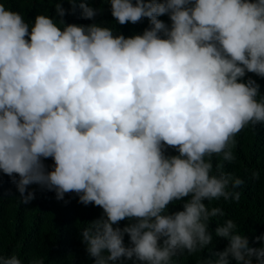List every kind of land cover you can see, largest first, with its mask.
<instances>
[{
	"label": "clouds",
	"instance_id": "9594fccd",
	"mask_svg": "<svg viewBox=\"0 0 264 264\" xmlns=\"http://www.w3.org/2000/svg\"><path fill=\"white\" fill-rule=\"evenodd\" d=\"M28 2L59 19L29 23L0 2V179L20 204L38 185L102 209L80 229L94 264H175L212 245L210 221L225 213L209 202H239L244 184L222 162L236 160L238 133L264 125V94L245 79H264V0H100L118 25L148 21L127 37L65 22V2L100 15L89 0ZM214 235L226 246L197 264H264V235L251 246L232 219ZM0 264L45 259L0 251Z\"/></svg>",
	"mask_w": 264,
	"mask_h": 264
},
{
	"label": "trees",
	"instance_id": "16d2710c",
	"mask_svg": "<svg viewBox=\"0 0 264 264\" xmlns=\"http://www.w3.org/2000/svg\"><path fill=\"white\" fill-rule=\"evenodd\" d=\"M6 6L20 12L29 23L34 21L37 14L59 19L56 17L54 4L8 0ZM88 6L102 9L101 14L94 20L84 19L79 2L74 13L70 12V5L65 2L61 4L65 9L63 19L66 23L78 25L103 23V26H109L126 37L141 34L148 27L146 19L135 25H118L111 17L109 5L100 3V0H89ZM159 19L169 23L166 16ZM249 77L260 85V92L264 94V79L251 73L247 74L245 79ZM235 139L236 146L233 151L236 160L229 164L214 157L213 162L224 163L226 172L233 173L244 181L243 186L237 189L241 193V198L239 202H225L222 198L209 202L210 207L219 206L225 213L223 217H215L210 221L212 245L198 254L189 256L185 253L174 258L175 264H197V260L207 258L210 251H222L227 241L215 237L214 229L227 219H232L237 224L240 234L248 236L250 245L256 236L264 235V125L246 127ZM167 154L176 153L169 149ZM44 163L50 170L52 160H46ZM253 172L258 174L256 178H253ZM28 191L34 192L35 198L27 205L20 204L18 202L20 194L9 177L2 176L0 179V251L5 256L17 254L24 261L44 258L45 264H94L93 259L85 251V245L81 243L80 229L84 224L99 218L102 209L91 204L84 206L78 203V197L73 193L65 194L63 200H57L54 192L43 190L38 185H30ZM181 204L182 202L175 203L169 207V211L182 210ZM126 223L122 221L119 226L123 227ZM127 241L128 238L125 236L126 244ZM231 264H235V261H231Z\"/></svg>",
	"mask_w": 264,
	"mask_h": 264
}]
</instances>
